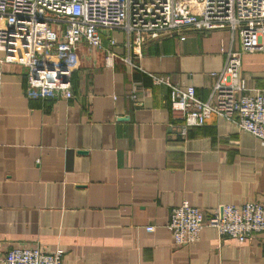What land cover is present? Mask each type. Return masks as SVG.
<instances>
[{"label":"crops","instance_id":"obj_1","mask_svg":"<svg viewBox=\"0 0 264 264\" xmlns=\"http://www.w3.org/2000/svg\"><path fill=\"white\" fill-rule=\"evenodd\" d=\"M182 34L147 39L135 58L141 68L118 57L106 65L104 51L82 42L70 99L30 98L26 66L0 60V256L39 246L63 248L64 264H264V232L240 241L207 226L177 245L169 228L185 200L208 213L264 203V141L215 116L181 136L169 88L144 71L207 99L239 36ZM102 38L127 53L122 30ZM243 74L264 91L263 52L243 55Z\"/></svg>","mask_w":264,"mask_h":264},{"label":"built area","instance_id":"obj_2","mask_svg":"<svg viewBox=\"0 0 264 264\" xmlns=\"http://www.w3.org/2000/svg\"><path fill=\"white\" fill-rule=\"evenodd\" d=\"M230 28L239 36L240 49L226 51L223 69L207 99L195 86L173 82L170 74L144 70L154 84L170 90L177 132L203 126L215 116L234 123L264 141V91L254 92L243 74V55L264 53V0H0L1 61L26 66L30 98H73V71L82 42L104 51L106 65L116 57L134 68L147 39L184 30ZM125 33L126 54H118L114 38L105 46L102 31ZM3 72L0 70V84ZM215 227L221 237L245 241L264 232V203L220 204L211 213L185 200L171 210L169 228L177 245L200 239L201 231ZM148 226V230H154ZM264 252V238L262 240ZM65 250L44 251L39 246L18 247L0 256V264H64Z\"/></svg>","mask_w":264,"mask_h":264}]
</instances>
